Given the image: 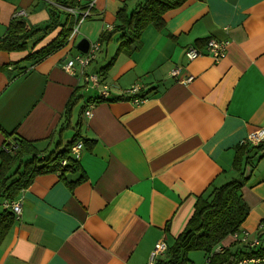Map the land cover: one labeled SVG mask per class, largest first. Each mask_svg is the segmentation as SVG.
Returning <instances> with one entry per match:
<instances>
[{
  "label": "crops",
  "instance_id": "0c3cea01",
  "mask_svg": "<svg viewBox=\"0 0 264 264\" xmlns=\"http://www.w3.org/2000/svg\"><path fill=\"white\" fill-rule=\"evenodd\" d=\"M135 1L97 0L79 33L41 60L29 54L61 27L25 49L0 50V150L12 132L46 153L77 133L84 143L82 171L41 173L21 190L22 213L0 244V264H149L154 244L173 242L197 196L236 174L237 146L264 127V0H187L139 37L113 33L89 67L108 87L106 100L64 69L79 41L99 40ZM63 6L0 0V39L14 17L42 27ZM209 37L230 39L226 56L191 60L189 47ZM134 85L141 103L127 98ZM255 164L243 187L250 211L242 229L252 237L264 221V154Z\"/></svg>",
  "mask_w": 264,
  "mask_h": 264
},
{
  "label": "trees",
  "instance_id": "16d2710c",
  "mask_svg": "<svg viewBox=\"0 0 264 264\" xmlns=\"http://www.w3.org/2000/svg\"><path fill=\"white\" fill-rule=\"evenodd\" d=\"M62 4L75 5L77 0H60ZM187 0H138L130 10L121 7L116 13V22L112 31L102 33L99 41L110 39L115 32L124 37H139L149 23L160 27L162 15L171 8L180 7ZM62 13V20L59 13ZM53 13V12H52ZM51 14L42 27L27 24L24 18L14 17L7 27V34L0 39V50L25 49L31 39L37 35L45 36L57 27H61L59 36L31 52L30 57L41 60L53 50L61 47L72 33L75 17L71 13L58 8ZM132 31V34L129 32ZM43 33V34H42ZM72 102L77 100L76 96ZM127 98L133 96L127 95ZM99 99V98H98ZM71 102V104H72ZM8 140L0 150V244L9 229L16 221L12 209L2 207L4 200L13 201L18 198L21 190L29 187L34 178L45 172H58L66 179L67 172L82 171L79 161L72 154L73 145L79 140V133L66 143L62 149L46 153L33 140L23 138L14 132L8 134ZM264 154V141L254 145L250 143L237 146L233 161L236 174L221 184H211L202 194L197 196L193 212L183 230L168 244L164 256L157 258L154 264H191L188 251L201 250L206 264H237L243 258L264 256V221L260 224L257 237L260 245L251 247L249 242L233 237L243 231L250 208L243 197V187L249 180L255 163ZM67 159L66 165L61 160ZM220 245L222 250L216 251Z\"/></svg>",
  "mask_w": 264,
  "mask_h": 264
},
{
  "label": "built area",
  "instance_id": "2783aa9c",
  "mask_svg": "<svg viewBox=\"0 0 264 264\" xmlns=\"http://www.w3.org/2000/svg\"><path fill=\"white\" fill-rule=\"evenodd\" d=\"M96 0H90L85 5H82L80 2L76 4L75 6H64V10H66L68 13H71L75 17V23L72 28V35L78 34L80 29V24L82 21L91 15V9L94 6ZM209 44V41L207 43V46ZM220 49L222 50V53H226V43H219ZM101 49V41H94L89 42V47L86 52L78 51L75 55H73L71 58H73V61L71 64H64V69L70 72L71 74L80 76L83 78V81L86 84V87L91 89H97L99 90V98L102 96L110 95L109 89L107 86L101 84L100 76L97 72L89 70V67L91 63L97 58L99 50ZM187 55L191 59L193 58V51L189 49L187 50ZM192 60V59H191ZM180 72L179 68L174 70V74H178ZM139 87L137 85L132 86L130 89L127 90V94L130 96H133L132 99H135L136 93L138 92ZM143 100V99H142ZM94 103V102H92ZM89 103V104H92ZM85 107L83 114L86 117H90L92 115V109L94 106L89 105ZM264 139V128H257L256 131H252L248 134V140L252 143H259ZM82 147V142L77 143L73 147V153L75 157L80 156V149ZM63 164L66 163L65 160L62 161ZM8 205V204H7ZM13 207L16 213L21 212V205L19 203H13ZM257 243V241H256ZM166 250V244L163 241H158L154 247V249L151 252V263L154 261L156 257L163 254ZM249 261L243 259L239 261L238 264H248Z\"/></svg>",
  "mask_w": 264,
  "mask_h": 264
},
{
  "label": "bare ground",
  "instance_id": "6f19581e",
  "mask_svg": "<svg viewBox=\"0 0 264 264\" xmlns=\"http://www.w3.org/2000/svg\"><path fill=\"white\" fill-rule=\"evenodd\" d=\"M97 1V0H96ZM81 3L82 5H84L83 3H82V1L81 0H77V2H76V4H78V3ZM96 3V2H95ZM75 4V5H76ZM75 5H69V4H65L64 6H75ZM183 5V4H182ZM63 6V7H64ZM94 6H95V4H94ZM93 6V7H94ZM63 7H61V9L62 10H64V8ZM92 7V8H93ZM59 8V7H58ZM94 9V8H93ZM92 9V10H93ZM171 9H173V8H171ZM170 10V9H169ZM169 10H167V11H169ZM65 12H67L66 10H64ZM166 11V12H167ZM165 12V13H166ZM68 13V12H67ZM165 13L162 15V18H163V24H164V22H165V19H164V15H165ZM94 13L92 12L91 13V15H93ZM59 15L60 16H62V13L60 12L59 13ZM90 15V16H91ZM90 16H88V17H90ZM84 21V20H83ZM82 21V22H83ZM116 22V21H115ZM82 24V23H81ZM81 24H80V26H81ZM149 24H152V25H154L153 23H149ZM162 24V25H163ZM114 25H115V23L114 24H109V26H107L108 27V29H109V31H112L113 30V28H114ZM147 26V25H146ZM145 26V27H146ZM144 27V28H145ZM224 29L226 30V28L224 27ZM144 30V29H143ZM142 30V31H143ZM79 31H80V29H79ZM102 33H105V31H103ZM130 34H132V31H130L129 32ZM142 33V32H141ZM71 36H72V33H71ZM135 37V36H134ZM208 41H209V44H208V46H207V43H208ZM88 42H94V40L93 41H91V40H88ZM219 43H226V53H227V48H228V45H229V43H230V39L229 38H218V37H209L208 39H207V41H206V43H205V45L203 46V48H199V47H197V46H190V50H192L193 51V58H191L192 60H195V59H197L198 57H201V56H203V55H208V56H210L213 60H214V62H218V61H220L221 59H223L225 56H226V53L225 54H223L222 53V50L220 49V46H219ZM72 61H73V58H69V59H67V61L64 63V64H71L72 63ZM139 87V86H138ZM140 89V88H139ZM139 91V90H138ZM110 97V95H107V96H102V97H100L98 100H106V99H108ZM136 97L137 98H135V99H131L133 102H135V103H141V102H143V100L142 99H144L145 97L144 96H138V95H136ZM92 103V102H91ZM95 104H96V102L95 103H92V104H89V105H92V106H95ZM93 110V109H92ZM84 111V110H83ZM84 115V114H83ZM85 116V115H84ZM86 117V116H85ZM91 117V116H90ZM86 118H89V117H86ZM260 128H264V127H260ZM254 131H256L257 130V128L256 129H253ZM252 132V131H251ZM250 133V132H249ZM264 141V139L262 140V141H260L259 143H261V142H263ZM79 142H82V147H81V149H80V156L77 158V157H75V155H74V153H73V147L75 146V145H77V143H79ZM245 143H250V144H254V145H257V144H259V143H252V142H250L249 140H248V135H247V138H246V140H245V142H244V144ZM75 145H73V147H72V149H71V154H72V156L76 159V160H78L79 161V159H80V157H81V152H82V149H83V147H84V143H83V141H82V139H79L77 142H76V144ZM63 160H65L66 161V163L65 164H63L62 163V161ZM63 160H61V165H66L67 163H68V160L67 159H63ZM19 203L20 205H21V212L20 213H16L15 212V210H14V207H13V203ZM8 204V205H7ZM2 207H4V208H9V209H12V211L15 213V215H16V218L18 219L19 217H20V215H21V213H22V203H21V199L18 197V198H16V199H14L13 201H7V200H4L3 202H2ZM260 227V226H259ZM258 233V232H257ZM237 236H239V239H241L242 241H244V242H249V245L251 246V247H254V246H258V245H260V239L257 237V234H256V236L255 237H252L251 236V234L248 232V231H246V230H243L241 233H239V234H237V233H235L234 234V236L233 237H236L237 238ZM158 241H163L165 244H166V250L164 251V253L163 254H161V255H159L158 257H156L155 259H154V261L151 263V259H150V256H151V252H152V250L154 249V247H155V245H156V243L158 242ZM155 244H154V246H153V248H152V250H151V252H150V254H149V260H148V263L149 264H154L155 263V261L157 260V258H159V257H162V256H164L165 255V253H166V251H167V249H168V243L165 241V240H158ZM256 241H257V243H256ZM219 250H222V247L220 246V245H218L217 247H216V251H219ZM243 259H247V260H252V261H249L248 262V264H251V263H255V262H258V261H261V260H264V256H261V257H252V258H243ZM243 259H241V260H243ZM241 260H239V261H241ZM239 263V262H238ZM237 263V264H238Z\"/></svg>",
  "mask_w": 264,
  "mask_h": 264
},
{
  "label": "rangeland",
  "instance_id": "374dc122",
  "mask_svg": "<svg viewBox=\"0 0 264 264\" xmlns=\"http://www.w3.org/2000/svg\"><path fill=\"white\" fill-rule=\"evenodd\" d=\"M136 2H137V0L135 1V3ZM94 41H98V40H94ZM105 47H106V45H105V40H104L103 45H102V49H104ZM99 52H100V50H99ZM68 131L72 132V130H68ZM67 139L68 138H66L65 141ZM187 255L191 261V264H206V258L204 256V253L201 250H198V249L190 250V251H188Z\"/></svg>",
  "mask_w": 264,
  "mask_h": 264
},
{
  "label": "water",
  "instance_id": "95a60500",
  "mask_svg": "<svg viewBox=\"0 0 264 264\" xmlns=\"http://www.w3.org/2000/svg\"><path fill=\"white\" fill-rule=\"evenodd\" d=\"M89 47V42L86 39H82L78 42L77 48L81 50L82 52H86Z\"/></svg>",
  "mask_w": 264,
  "mask_h": 264
}]
</instances>
